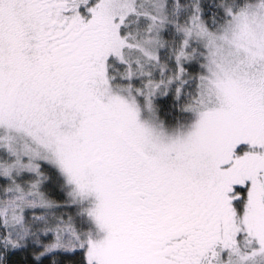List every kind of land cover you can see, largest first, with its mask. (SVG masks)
I'll return each instance as SVG.
<instances>
[{"label":"snow or ice","instance_id":"snow-or-ice-1","mask_svg":"<svg viewBox=\"0 0 264 264\" xmlns=\"http://www.w3.org/2000/svg\"><path fill=\"white\" fill-rule=\"evenodd\" d=\"M0 264H264V0H0Z\"/></svg>","mask_w":264,"mask_h":264}]
</instances>
